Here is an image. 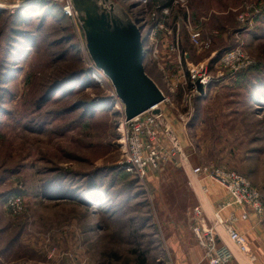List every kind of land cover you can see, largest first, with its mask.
Instances as JSON below:
<instances>
[{"label":"rangeland","instance_id":"rangeland-1","mask_svg":"<svg viewBox=\"0 0 264 264\" xmlns=\"http://www.w3.org/2000/svg\"><path fill=\"white\" fill-rule=\"evenodd\" d=\"M42 1L54 10L44 20ZM75 2L78 12L68 18L61 0H0V264H139L145 251L146 264H205L188 216L194 207L207 222L217 211L223 218L234 212L250 245L260 244L264 213L249 210L244 219L243 204L223 207L232 194L207 174L201 175L213 184L203 185L196 206L189 174L197 165L236 170L264 201V0ZM35 4L40 11L19 12L25 24L15 23L20 8ZM100 13L109 17L105 25ZM16 27L26 42L8 39ZM137 29L145 72L166 90L160 106L183 123L173 131L191 167L171 158L141 175L126 161L120 127L132 94L125 92L127 61L135 52L124 39ZM192 29L203 32L208 48L197 46ZM239 47L242 66L234 70L222 58ZM128 65L135 71V62ZM193 67L213 76L206 95L192 92ZM88 185L113 196L111 218L71 198ZM127 185L145 192L115 205ZM170 189L178 194L173 201L164 197ZM12 198L21 202L11 206ZM121 218L127 231H119ZM233 248L234 262L253 263Z\"/></svg>","mask_w":264,"mask_h":264},{"label":"built area","instance_id":"built-area-1","mask_svg":"<svg viewBox=\"0 0 264 264\" xmlns=\"http://www.w3.org/2000/svg\"><path fill=\"white\" fill-rule=\"evenodd\" d=\"M64 2L63 11L68 16H74L75 9L72 0H61ZM186 0H183L185 2ZM165 9L163 12H168ZM155 32L154 29L151 33ZM201 31L192 29L191 37L197 46L209 47L210 42L202 43ZM241 47L228 51L222 58L225 64L235 65V69H240L239 56L241 55ZM157 50L154 55L156 58ZM190 78L193 80V93L206 95L207 88L212 83L213 76L208 72L206 67L190 68ZM199 84L204 87L203 93L199 90ZM120 131L122 132V146L126 154V161L132 169H135L139 174L145 175L149 169H157L171 159L179 161L182 164L188 163V155L183 151L182 143L179 141L173 128L165 123L164 111L162 114H154L152 109L146 110L130 119L124 118L121 124ZM169 138L172 143L170 151H168L160 142L161 138ZM193 173L197 175L207 174L212 179L225 186L232 194V200L223 203V207L229 206L232 203L243 204L246 209L242 218H249V210L262 215L264 213V201L261 193L254 186L251 179L246 175L232 169L224 167H209L206 165H197L192 168ZM14 199V201H13ZM8 201V200H7ZM21 202V198L15 200L12 198L9 202L11 206ZM214 221L208 223L204 215V210L197 207L194 210L193 231L198 239V243L203 250V259L209 264H228L232 262L236 255L233 245L248 258L255 262L259 258L254 252L246 235H244L235 226L238 220L237 215L233 212L230 217L223 218L220 212L214 216ZM223 227L227 232L229 239L233 245L229 244L219 231V227ZM84 264V263H77ZM168 264H174L170 261Z\"/></svg>","mask_w":264,"mask_h":264},{"label":"water","instance_id":"water-1","mask_svg":"<svg viewBox=\"0 0 264 264\" xmlns=\"http://www.w3.org/2000/svg\"><path fill=\"white\" fill-rule=\"evenodd\" d=\"M72 3L74 5L75 12H78L75 0H72ZM98 17L99 19H101V23L104 25L107 23V20H109L107 14L100 13V15L98 14ZM140 31L141 30L137 29V31H135V34L131 35L132 39H124L126 44L130 43V51L134 50L135 52V54H131V60L127 61L126 67L129 69L131 75L130 77L125 79V81L128 83L125 92L127 94L132 93L130 99H124L129 104V110L126 114L127 119H130L150 109H152V112L154 114H162V107H160V104L165 100L166 96L158 87V85L145 72L143 66V61L145 59V51L143 47V42L141 41ZM135 35H138L139 37L137 38V36ZM134 62L136 64V68L135 71H132L128 63L131 65ZM113 68L119 70V67L117 65ZM109 74L110 76H113V73ZM131 86L134 87V89L132 90L133 92L129 91ZM199 90L201 93H203L204 91V87L201 84H199Z\"/></svg>","mask_w":264,"mask_h":264},{"label":"trees","instance_id":"trees-1","mask_svg":"<svg viewBox=\"0 0 264 264\" xmlns=\"http://www.w3.org/2000/svg\"><path fill=\"white\" fill-rule=\"evenodd\" d=\"M49 4L50 3L45 2V1H42L39 3V6L41 5L43 8H45V9L42 8L43 9V17H41V18L43 20L46 19V16L53 15V13H51V12H53L54 10L52 8L47 9V6H49ZM39 6L35 4V5H30L27 7L20 8V10L17 13L15 23L18 24V22L20 21V22H22V24H25V18H21V19L19 18L20 13L21 12H25L27 14L36 13L37 11H40ZM62 9L60 12H63ZM51 10H53V11H51ZM2 11L0 10V13ZM61 16L62 17H68V15L65 14L64 12L61 13ZM9 33H10L9 38H8L9 40L15 41L17 43L20 41V39L22 37L25 40V42L27 40V37H26L27 33L23 29H19V27L13 28L12 30H10ZM51 93H53V91ZM134 186L135 185H127L126 187L124 186L123 190L120 191L121 192L120 193V195H121L120 201L116 202L115 205L121 204V206H123L125 204H128V201H130V199H132L133 197H135L137 195L136 192L137 193L139 192V194H144L145 191H143V189H142L143 187L139 186V188L137 190H134L133 189ZM79 192H80V195L73 196L71 198L78 200L79 202H81V204L85 205L89 209H93V212H96L97 210H99L101 212V214L107 215L108 217H105L104 220L111 218L112 214L115 213L112 210V207H114V203L111 201V200H113L112 199L113 196L108 192L107 189L102 190V187H100V185H88L86 189H83L82 191L80 189ZM116 196H118V193H116ZM99 199H101V200H99ZM98 201L100 202V205L97 206V204H99V203H97ZM119 220L121 221L120 222V225H121V223L123 222L122 221L123 219L121 218ZM116 222H118V220L113 221V223L115 225H117ZM133 222H130V223H133ZM126 229H127V226L122 227V225H121L119 228V231L124 232V230L127 231ZM130 233L136 234L135 230H130ZM115 253L116 252H114L113 254H115ZM146 254H147L146 251H145V253L142 254V257H141L139 264H146V262H147Z\"/></svg>","mask_w":264,"mask_h":264},{"label":"crops","instance_id":"crops-1","mask_svg":"<svg viewBox=\"0 0 264 264\" xmlns=\"http://www.w3.org/2000/svg\"><path fill=\"white\" fill-rule=\"evenodd\" d=\"M160 34V33H159ZM164 39V41H166V37H164L163 38ZM163 41V42H164ZM187 52V51H186ZM186 54V53H185ZM145 61H146V59H145ZM149 77L153 80L154 78L152 77V76H150L149 75ZM154 81V80H153ZM155 82V81H154ZM156 83V82H155ZM159 87V86H158ZM160 88V87H159ZM161 90H162V92L164 93V95H166V90H165V88L163 89V88H160ZM166 97V96H165ZM163 103V102H162ZM161 103V105L163 106V104ZM165 104V103H164ZM173 105V104H172ZM162 110L164 111V116H165V119L166 120H168V125H172L173 126V129H174V131H176V129L174 128L176 125H177V123H179V124H182L183 125V123H182V121H180V120H178L177 118H174L173 117V115L172 116H170L169 115V113H168V111L165 109V107H162ZM176 119V120H175ZM181 119H183V118H181ZM177 122V123H176ZM186 122H188V119H187V121ZM178 124V125H179ZM186 124V123H185ZM184 124V125H185ZM176 133H177V131H176ZM178 134V133H177ZM176 162H178V161H176ZM190 167L191 166H193L192 165V163H191V161H189L188 163H187ZM191 170H192V167H191ZM189 180H190V184L191 185H189L190 186V188H191V192L193 193V196L194 195H196L197 196V198H198V200H197V198H195L194 200H195V202H196V200H197V205L196 206H198V205H200L201 203H203V201H202V199H201V192L204 190V187H203V185H212L213 183L212 182H209L208 181V179H207V177H205L204 178V176H202V175H197V174H189ZM187 189V188H186ZM171 190V193L172 194H168L167 195V193H166V195L164 196V197H168L169 196V198L171 199L170 201H173V199H175L176 197H178V194L177 193H175V191L176 190H173V189H170ZM187 192H189V191H187ZM177 199V198H176ZM230 201V200H229ZM228 202V201H227ZM169 205H170V207H171V205L172 206H176V203H169ZM177 207V209L179 210V211H181L180 210V205L178 204V206H176ZM195 208V207H194ZM194 208H191L190 209V211H189V213H188V216H189V220L190 219H194ZM218 210V209H217ZM177 213H179V212H177ZM191 214V215H190ZM208 218V222L209 223H212L213 221H214V219L213 218H209V217H207ZM178 220V219H177ZM253 222V225L254 226H258V225H256V222L253 220L252 221ZM226 240V239H225ZM251 240V239H250ZM253 240H255V239H252L251 240V246H252V248H253V250H254V252L257 254V256L259 257L258 259H257V261H255V262H253V263H249V264H264V235H262V237H261V243L259 244V243H256L255 241H253ZM228 241V240H227ZM200 247V249H201V252H202V257H203V250H202V248H201V246H199ZM203 263H205V264H209L207 261L206 262H203ZM228 264H248V263H242V262H237V261H233L232 263L230 262V263H228Z\"/></svg>","mask_w":264,"mask_h":264},{"label":"bare ground","instance_id":"bare-ground-1","mask_svg":"<svg viewBox=\"0 0 264 264\" xmlns=\"http://www.w3.org/2000/svg\"><path fill=\"white\" fill-rule=\"evenodd\" d=\"M100 71V70H99ZM105 74V73H104ZM106 75V74H105ZM161 105V104H160ZM161 107V106H160Z\"/></svg>","mask_w":264,"mask_h":264}]
</instances>
